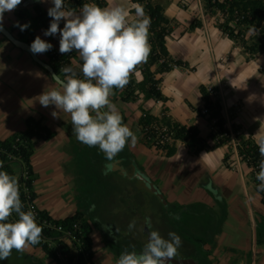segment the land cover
<instances>
[{"label": "crops", "instance_id": "obj_1", "mask_svg": "<svg viewBox=\"0 0 264 264\" xmlns=\"http://www.w3.org/2000/svg\"><path fill=\"white\" fill-rule=\"evenodd\" d=\"M37 1L45 11L53 6L52 0ZM151 1L159 3L163 7L164 15L171 20L172 31L165 37L170 55L188 65L156 74V77H161L159 87L166 97L165 101L143 100L141 93L136 100L123 101L121 90L110 97L125 119L123 123L136 135L137 141L132 144L129 140L125 149L112 160L106 158L102 160L101 178L95 189L92 187L94 182L90 171L83 168L82 162L78 161L76 152L82 151L86 145L77 141L72 132L70 115L61 111L60 115L54 118L51 113L59 110L54 105L44 107L37 99L44 91L51 90L48 86L58 88L59 85L28 52L15 46L1 32L0 138L23 130L28 116L42 117L43 123L56 131L51 139L38 140L30 157L35 173L34 204L37 208L46 210L55 219L72 215L80 205L91 217L89 207L94 206V201L103 202L105 204L103 209H107L106 212L112 209L110 202L120 203L122 208L119 219L132 218L138 209L136 202L140 204L137 201L142 193L140 188L148 190L151 198L156 197L155 202L164 200V208L161 204L153 207L161 213L157 219L164 218L166 214L173 218L182 217L183 207L197 202L206 205L207 208H215L217 212L218 202L224 201L226 218L220 230L212 234L210 240L203 244L199 251L191 243L187 246L186 239L181 237L182 243L185 242L186 246L181 245L180 248L193 252L197 264L200 261L206 264H264V243L259 244L256 241V221L253 214L255 210L264 217V206L260 193L248 178L250 168L237 155L234 139L231 138L229 142L220 146H212L213 141L210 140L207 144L212 147L198 153H194L193 148L186 147L181 141H176V152L168 157L144 143L137 124L141 106L154 119L165 113L175 121L197 127L199 134L206 138L211 130H215L213 123L188 106L189 102L196 108L203 107L204 101L199 92V86L203 84L210 85L214 99L220 101L225 126L230 132H234L231 126L233 123L237 126L236 132L250 134L257 141L258 131H252L250 128L246 130L245 127L251 125L249 123L253 121L262 124L264 128V52L246 59L247 54L242 47L228 39L214 21L207 17L208 13L204 12L201 0H184L185 5L181 3L183 0ZM106 2L105 7L114 5L124 7L129 12V20L140 19L137 13L141 8L137 3L131 0ZM32 5L33 2L22 0L17 6L27 9L24 24L30 26L35 37L40 36L42 40L52 45L58 55H63L59 52V32L55 36H45L44 29L33 18L35 13ZM186 12L187 16L184 18L182 14ZM194 18L199 19L201 26L190 30L188 26ZM51 19L50 17L48 20L49 24ZM17 21L14 11H8L3 15L2 25L10 30L11 25ZM63 26L64 21L61 20L59 28L62 29ZM11 32L17 37V29ZM73 51L74 55L70 58L71 66L80 68L79 54ZM36 55L48 63L46 52ZM141 65L132 75L137 82L142 80ZM190 67L194 69L190 70ZM150 69L154 71L156 65H152ZM190 93L194 99L190 98ZM96 148L100 151L98 146ZM101 153L104 154L102 151ZM226 153L230 155L229 168L222 161ZM203 176L205 179H197ZM237 185L242 187L241 192L233 191V186ZM240 198L252 225L250 243L247 247L241 245L233 230L237 223L236 219L242 216L238 213ZM176 208H179L178 211ZM141 217L138 213L140 228L146 217L151 219L152 224L158 223L155 215ZM92 224L90 232L93 243L92 261L96 264H116L119 255L112 250L110 239L106 233L101 232L96 223ZM140 228L138 230L134 228V233L129 231L133 236L129 242L123 244V249L141 251L148 238ZM153 228L157 231L155 227ZM160 234L167 238L163 233ZM24 252L29 253L27 257L31 256L30 259L35 264H42V261L46 264L53 262L38 247L29 246ZM33 253L36 256H32ZM36 257L39 260L34 259Z\"/></svg>", "mask_w": 264, "mask_h": 264}, {"label": "trees", "instance_id": "obj_2", "mask_svg": "<svg viewBox=\"0 0 264 264\" xmlns=\"http://www.w3.org/2000/svg\"><path fill=\"white\" fill-rule=\"evenodd\" d=\"M33 2L32 9L35 13L34 20L46 31L49 28V16L37 0ZM139 5L144 11V15L150 18L149 43L151 46L147 61L141 65L142 80L137 82L130 75L129 83L123 89H114V93L121 90V100H136L139 93L143 100L154 99L165 101L166 97L160 90L161 77L156 74H162L174 67H184L188 64L181 59L172 57L166 47L165 37L172 31L171 20L164 15L163 7L159 3L151 0H131ZM204 12H218L223 21L217 24V27L224 33L228 39L241 46L249 59L257 53L264 52V0H201ZM85 3H95L100 7H105L106 0H64L66 9L78 10ZM14 15L20 25H24L27 18V9L18 8L14 10ZM20 20V21H19ZM14 22L10 30L17 29L16 36L28 43H32L35 38L34 32L30 26L21 31L15 26ZM201 26L199 19L189 24L188 28L193 30ZM51 37V36H48ZM48 63L52 66L56 74L64 77L62 69L70 67L77 73L78 78H83L80 68L71 66L70 58L74 51L58 55L51 48L46 52ZM80 65L82 61L79 58ZM156 65L152 71L150 68ZM138 68V67H137ZM136 68V69H137ZM194 67H190L193 70ZM199 92L204 101L203 107L208 110V114L202 113L201 108H196L188 102V106L196 111L200 116L207 120H213L215 130H211L204 138L199 134L195 126H188L171 119L163 113L155 118V123L151 124L147 111L139 107L141 114L137 120L141 137L148 146H153L161 151L165 156H172L176 152V141H181L186 147L193 148L194 153L201 150H207L212 146H220L231 140L229 129L225 126V118L222 113L220 101L212 99L206 85L199 86ZM125 119L123 118V121ZM232 130L237 131V126L231 124ZM56 131L51 129L42 121V117L36 118L28 116L25 120V128L15 131L5 138H0V170L8 172L19 180L20 199L24 211H28L30 204L33 205L36 222L42 227L43 232L41 240L32 247H38L44 252L54 264H96L92 261L93 243L90 237L92 230V219L86 214L85 209L80 207L72 214L63 218L55 219L46 210L35 206L34 201L36 193L33 189L35 173L33 171L30 157L33 153L34 145L38 140H49L54 137ZM236 151L239 159L250 168V176L256 190L260 181L256 179L259 171V163L262 159L259 148L254 137L250 134H234ZM207 139L213 141V145L207 144ZM125 149V147H124ZM78 161L82 162L83 168L90 171L93 176L92 187L99 185L101 178V162L105 157L96 147L85 146L82 151L76 152ZM229 154L223 156V163L230 167ZM261 195V202L264 206V192L258 191ZM217 219L202 203H192L183 207L182 217L173 218L165 215L166 225L169 232H175L179 237L185 238L187 243L197 247L198 251L203 244L210 240L212 234L217 233L223 221L226 218V205L220 201ZM179 208H176L178 211ZM18 217L14 213L9 219L15 220ZM256 221L257 243H264V218L261 216ZM190 240V241H188ZM30 259V258H29ZM31 260V259H30ZM32 261V260H31Z\"/></svg>", "mask_w": 264, "mask_h": 264}, {"label": "clouds", "instance_id": "obj_3", "mask_svg": "<svg viewBox=\"0 0 264 264\" xmlns=\"http://www.w3.org/2000/svg\"><path fill=\"white\" fill-rule=\"evenodd\" d=\"M22 0H0V27L5 12L14 11ZM43 2V0H41ZM47 15L51 17L45 36H55L59 32V52L75 50L82 61L80 71L83 78L71 68L62 69L63 79L52 78L58 88L44 91L37 99L48 107L56 109L51 115L56 118L60 112L70 115L71 128L77 141L89 147H96L112 160L125 145L135 144L136 135L123 123L117 106L110 100L114 89H123L136 68L147 61L151 51L149 43L150 18L139 10L140 19L129 20V12L122 6L100 7L95 3H85L79 12L66 9L64 0H52ZM63 28H59L60 21ZM21 31L28 24L15 25ZM52 45L36 36L30 44L33 54L49 51ZM262 157L256 179L260 181L258 191L264 192V134L256 141ZM106 174V173H105ZM20 199L17 177L0 170V261L7 260L13 250L22 252L40 242L43 229L35 219L33 211H24ZM16 214L15 220L9 218ZM178 218V217H177ZM133 219L128 224L129 231L135 227ZM145 226L151 229L150 218H145ZM141 251L124 249L116 264H172L182 245L175 232L164 238L158 231L150 230Z\"/></svg>", "mask_w": 264, "mask_h": 264}, {"label": "rangeland", "instance_id": "obj_4", "mask_svg": "<svg viewBox=\"0 0 264 264\" xmlns=\"http://www.w3.org/2000/svg\"><path fill=\"white\" fill-rule=\"evenodd\" d=\"M181 3L185 5L184 0L181 1ZM182 16L184 18H186L187 12L183 13ZM183 17H181V19ZM207 17L210 20L214 21V23L216 25L223 21V18L221 17V15L218 12H209ZM207 86H210V85H207ZM193 95H194V92H193ZM193 95H192V93H190V95H189L190 98L194 99ZM213 95L214 94L212 92V97H213ZM213 99H214V97H213ZM147 117H148L151 124L155 123V119L152 118L148 114V112H147ZM209 122L213 123V120H211ZM249 124H251V125H246V127H245L246 130H248L250 128V130H252V131H254V130L258 131V137H259V135L263 134L264 128H263L262 124H260V123L256 124V123H253V121ZM207 142L209 143L210 139H207ZM211 145H213V143ZM229 157H230V155H229ZM228 162L230 165V163H231L230 159H228ZM248 178L251 180L250 172L248 174ZM197 179H205V178L203 176V177H197ZM138 182L141 183L140 180H138ZM139 187H140V185H139ZM152 188H153V186H152ZM143 189L140 188L142 193H140L139 198H137V201H139L141 205L138 204V202H136L138 209L136 212H134L132 218L124 219V220L119 219L120 211L122 208L120 203H111L110 202V204L112 206V209L110 211H112V212H110V211L106 212L107 209L106 210L103 209V207L105 205L103 202L94 201V203H93L94 206H92L91 208L89 207V209L92 213L91 217L93 218L92 219L93 222L97 224V226L100 228L102 233L107 234V237L110 239L109 241L111 242L110 246L113 248L112 250L117 255H120V253L124 250L123 244H125V242H129L130 237L133 236L129 233L128 224L134 219L136 221L134 228L137 230H138V228H140L139 227L140 226V223H139L140 219H138V213L140 216H142L141 218H145L147 215L148 216L149 215H155L156 220H159L157 218L161 213L158 212L157 210H155L153 207H157L158 204H161L163 206V208L165 207L164 200H162V202H159V201L155 202L156 197H154V199L151 198V193H149L148 190H147L148 191L147 192L145 189L144 190ZM235 190H238L241 192L242 187L240 185L233 186V191H235ZM237 198H239V197H237ZM238 203H239V212L238 213L242 214V216L239 219H236L237 223L235 224V227L233 228V230H234V233L236 234V236L240 239L241 245L244 247H247V246H249V243H250V235H251L252 225L250 222V218H247V216H246V212H245L244 207H243V201L241 198L238 201ZM209 210L213 213L214 216H216V217L218 216V211L216 212L215 208H211ZM253 214H254L255 219H257V220H259L260 217L262 216V215L258 214V212L255 210H254ZM94 215H97V217H95ZM146 218H148V217H146ZM134 228L130 231L133 232L135 230ZM140 230L142 231V230H144V228L141 227ZM149 230H154V228H151ZM140 235H142V234H140ZM183 236L185 238H189L185 235H183ZM143 238L145 239L144 236H143ZM188 241H190V240H188ZM183 243H185V242H183ZM188 245H190V244L187 243V246ZM24 251L17 252L16 250H13L11 255L8 257V259L4 260V261H0V264H35L33 261H31L27 257L29 253L24 252ZM31 255L36 256L35 253H33ZM194 255L195 254L193 252L184 251L180 248V249H178V254L175 258H188V259L192 260L194 262V264H197L198 261L195 259ZM30 258H31V256H30ZM34 259H38V258L36 257ZM41 263L46 264V263H43V261ZM181 264H183V263H181ZM199 264H206V263L200 261Z\"/></svg>", "mask_w": 264, "mask_h": 264}, {"label": "water", "instance_id": "obj_5", "mask_svg": "<svg viewBox=\"0 0 264 264\" xmlns=\"http://www.w3.org/2000/svg\"><path fill=\"white\" fill-rule=\"evenodd\" d=\"M0 32L7 39H9L15 46H17L20 49L28 52L29 55L32 57V59H34L37 63H39L42 67H44L51 74L52 77L57 75L59 78L63 79L58 74H56V72L54 71V69L52 68V66L49 63L41 60L36 54H33L30 51V43L15 37L12 34V32L8 28H6L4 25H2V27H0ZM147 237H148V235H147ZM181 263H183V264H194V262L188 258H175V260L172 261V264H181Z\"/></svg>", "mask_w": 264, "mask_h": 264}, {"label": "flooded vegetation", "instance_id": "obj_6", "mask_svg": "<svg viewBox=\"0 0 264 264\" xmlns=\"http://www.w3.org/2000/svg\"><path fill=\"white\" fill-rule=\"evenodd\" d=\"M151 225H152L151 228L155 227L157 229V231H160V233H163L165 236H167V234L169 233V232H167V230L169 231V229H168L169 227L167 228L166 218L165 217L164 218H161V219L159 218L157 224L156 223H153L152 224V221H151ZM142 228H144V230H142V231L145 232L146 237H147V232H149L150 230L145 226V223L142 224ZM182 246L185 247L186 244L185 243H182Z\"/></svg>", "mask_w": 264, "mask_h": 264}, {"label": "built area", "instance_id": "obj_7", "mask_svg": "<svg viewBox=\"0 0 264 264\" xmlns=\"http://www.w3.org/2000/svg\"><path fill=\"white\" fill-rule=\"evenodd\" d=\"M68 68H70V67H68ZM207 90L209 91V93H210V97L213 99V97H212V92H213V89H212V87L211 86H207ZM201 111H202V113H204L205 115H207L208 114V110L206 109V108H204V107H202L201 108ZM229 132H230V130H229ZM235 133H238V132H230V135H231V137L234 139V142H235V145H236V143H237V140L235 139V137H234V134ZM257 188H258V185H257ZM29 209L30 210H33V205H31L30 204V206H29Z\"/></svg>", "mask_w": 264, "mask_h": 264}]
</instances>
